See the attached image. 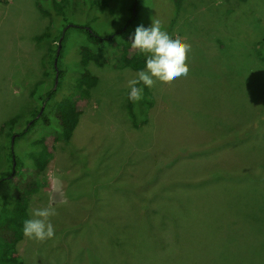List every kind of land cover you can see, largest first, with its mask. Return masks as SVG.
Returning <instances> with one entry per match:
<instances>
[{"label":"rangeland","instance_id":"rangeland-1","mask_svg":"<svg viewBox=\"0 0 264 264\" xmlns=\"http://www.w3.org/2000/svg\"><path fill=\"white\" fill-rule=\"evenodd\" d=\"M176 1H138L146 28L159 20L191 51L187 76L148 88L152 106L135 127L128 81L136 72L121 60V34L103 51L94 47L101 64L89 70L98 85L85 95L75 82L80 49L89 44L83 26L110 35L138 2L72 0L59 96H71L83 114L72 139L56 145L29 204L30 218L39 208L54 212L55 236L24 237L21 264H264V174L253 173L264 154L245 156L264 140V93L257 88L264 86V61L255 43L264 41V0ZM48 32L51 20L37 0H0V127L16 121L15 138L54 85L45 77L54 71V34L37 41ZM51 131L39 124L18 138L14 152L28 165L32 143ZM8 145L3 134L0 176L12 171ZM6 192L4 184L0 203Z\"/></svg>","mask_w":264,"mask_h":264},{"label":"trees","instance_id":"trees-1","mask_svg":"<svg viewBox=\"0 0 264 264\" xmlns=\"http://www.w3.org/2000/svg\"><path fill=\"white\" fill-rule=\"evenodd\" d=\"M136 3L139 0H134ZM249 0H239L241 3H246ZM180 0L175 2V5H179ZM135 3V4H136ZM93 4L99 5V7L104 10L107 6V1H95ZM140 3L137 4L136 11L131 8L132 16L127 21V23L116 32H113L110 35H100L95 31H91L88 28H84L83 25L73 24L70 27L86 29V37L88 45H83L80 49L81 54V70L80 75L75 82V88L81 91L83 94L88 95L89 92L95 88L99 83V78L91 73L89 70L90 63L94 62L101 64L99 55L94 47L101 49L102 51L106 48L112 46L115 42V36L121 34L122 38V49L123 54L121 57L124 66L132 69L137 72L142 70L145 66L146 56L139 52V50L134 49L131 46L133 42L132 38L134 36L135 30L139 26L146 28L143 20L140 16ZM38 8L44 12V14L50 18L51 24L53 26V32H48L37 38L38 42H44L47 39H50L54 34L52 39L56 44V49L51 51L50 56L54 59L61 57V52L58 56L59 42L61 38L67 32L68 22L67 11L71 10L74 12V3L72 0H37ZM71 6H74L71 9ZM56 32V33H55ZM241 42L248 44V40L244 38ZM260 46L261 50L259 52L260 56L264 61V41L259 40L255 42ZM64 41L62 42L63 49ZM53 73L45 72L46 78L54 77V85L46 93L45 97L41 103V106L34 112L33 117L29 120V126L25 128L19 135L16 137L13 142V126L16 121L12 120L8 123L3 124L0 127V137L3 134H6L9 138V145L7 147L8 151V160L11 165V173L6 176H0V189L5 184L7 187L8 194L4 193L2 202L0 203V264H21L19 262V252L18 245L24 240L23 234V224L25 220L30 219L29 216V204L33 196L40 192L39 178L42 174L45 173L49 162L53 156V153L56 149V145L61 140L69 141L72 139L75 130L79 125L80 118L83 114L81 107L78 102L75 101L71 96L61 97L59 96L60 83L57 88H55V79H56V69L53 65ZM64 76L63 72H60L59 80ZM143 87V85H139ZM261 90L262 94L264 93V86L257 87ZM259 94V92L257 93ZM141 100L145 103L142 107ZM133 102L128 99V110L130 117L132 118L133 125L135 127L140 126L141 116H145V110H149L152 106L151 94L147 87L144 88L142 99ZM146 106V107H145ZM44 107L42 116L39 118L38 115ZM148 119L146 117L145 122ZM39 124H43L45 127H49L52 131L36 139L32 143L33 150L29 153L28 158L30 163L27 165L23 162L21 156H18L14 152V147L18 138L26 137L29 133L36 128ZM9 127V131L6 132V128ZM260 153V156L264 154V140L260 143H253L249 148L245 150L247 158L248 156H254L253 152ZM262 154V155H261ZM258 158V157H257ZM14 161L16 166L14 167ZM13 166V169H12ZM264 171V157L258 158L257 164L255 166V173ZM247 170V169H246ZM15 171V172H14ZM260 227L264 223V217L260 220Z\"/></svg>","mask_w":264,"mask_h":264},{"label":"clouds","instance_id":"clouds-1","mask_svg":"<svg viewBox=\"0 0 264 264\" xmlns=\"http://www.w3.org/2000/svg\"><path fill=\"white\" fill-rule=\"evenodd\" d=\"M131 46L142 54H147L145 66L128 81V99L137 102L142 99L144 88H151L155 82H168L187 76L189 67L187 55L190 44L179 35H172L163 29L159 20H153L150 27L136 28ZM139 85H143L140 87ZM54 214L48 208L32 212V218L25 220L23 234L29 239L46 241L54 238L55 229L50 221Z\"/></svg>","mask_w":264,"mask_h":264},{"label":"water","instance_id":"water-1","mask_svg":"<svg viewBox=\"0 0 264 264\" xmlns=\"http://www.w3.org/2000/svg\"><path fill=\"white\" fill-rule=\"evenodd\" d=\"M136 8V6H135ZM135 10V9H134ZM62 41H63V38H61L60 42H59V48H58V56H59V52L61 51L62 49ZM58 61H59V58L57 57L56 60H55V69L57 71V75H56V85H55V88H57L58 86V83H59V77H60V72L58 71ZM43 111H44V107L42 108L41 112L39 113L38 117L40 118L43 114ZM15 137L13 138V142L15 141ZM16 166V162L14 161V167ZM15 172V171H14Z\"/></svg>","mask_w":264,"mask_h":264}]
</instances>
